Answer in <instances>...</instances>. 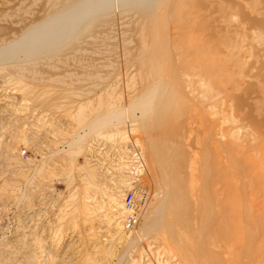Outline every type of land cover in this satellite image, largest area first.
<instances>
[{"label": "rangeland", "instance_id": "374dc122", "mask_svg": "<svg viewBox=\"0 0 264 264\" xmlns=\"http://www.w3.org/2000/svg\"><path fill=\"white\" fill-rule=\"evenodd\" d=\"M55 1L89 17L16 42ZM168 173L184 250L163 233ZM234 261L264 264V0H0V264Z\"/></svg>", "mask_w": 264, "mask_h": 264}, {"label": "bare ground", "instance_id": "6f19581e", "mask_svg": "<svg viewBox=\"0 0 264 264\" xmlns=\"http://www.w3.org/2000/svg\"><path fill=\"white\" fill-rule=\"evenodd\" d=\"M78 1V3H80V5L81 4H85L88 0H77ZM52 2V1H51ZM57 5V1H55L52 5H51V7L52 6H55V8H56V10L55 11H53V12H51V13H49L48 14V12L49 11H47V17L45 18V20H42V21H44V22H39V24L38 23H36L35 24V26H33V24H32V26L33 27H29L28 28V30L27 31H25V33L24 34H22L21 35V37H20V39H18L16 42H22L23 40H27V41H34V40H38L39 42H42V47L44 46L45 48L48 46V47H52V46H54V45H56L57 43H59L62 39H60L61 38V36H62V38L64 39L65 37H70L71 35H72V33L71 32H74V29L77 27L78 28V26H79V24L85 19V18H88L89 17V15H88V13L87 12H84V11H82V9H81V7H79V8H77V9H65V8H63V7H58V6H56ZM52 9V8H51ZM50 10V9H49ZM67 17H70L71 19H73V20H71L72 21V23L70 24V23H68L69 21L68 20H66V18ZM76 19V20H75ZM83 19V20H82ZM41 26L40 28H38L37 29V26ZM41 30H43L41 33H39ZM61 30H63V31H61ZM73 30V31H72ZM77 29H75V31H76ZM33 33V35H31ZM71 33V34H70ZM38 47V44H34V46H31L30 44H26V46H25V48H24V50H22L21 49V51H24V52H28V51H32L33 49H35V48H37ZM44 49V48H43ZM25 56V55H24ZM26 58V57H25ZM17 59H19V57L17 58ZM20 60V59H19ZM24 89V88H23ZM163 95V94H162ZM157 101V100H156ZM155 101V102H156ZM152 103H153V101H152ZM195 103V102H194ZM154 105H156V104H154ZM156 107V106H155ZM201 110V109H200ZM205 121V123H206V120H204ZM208 124V123H207ZM204 140H206V139H204ZM205 143V142H204ZM199 145V144H198ZM154 153V152H153ZM162 154V155H161ZM152 154L150 153V155H148V156H151ZM153 156H155V161H156V163L158 164L159 162H157V160L159 161V159L162 157V156H164V157H167L168 158V156H167V154L165 153V151L164 152H159V153H154L153 154ZM144 157V156H143ZM142 157V158H143ZM145 157H147L146 155H145ZM144 157V158H145ZM152 159V158H151ZM136 160V159H135ZM143 160V159H142ZM141 160V161H142ZM145 161L146 160H148V159H144ZM142 163V162H141ZM144 163H146V162H143L142 164L144 165ZM152 164H153V162H151ZM10 164H12V163H10ZM148 163H146V165H147ZM165 164H166V162H165ZM158 165H160V163L158 164ZM155 166V164H153V167ZM149 168H151V167H149ZM155 168V167H154ZM153 168V169H154ZM167 168H168V166H167ZM170 168H173V165H170L169 166V173L171 174V169ZM137 169V168H136ZM148 169V166H147V168H146V170ZM152 169V168H151ZM156 170V169H155ZM159 170V169H158ZM135 171V170H134ZM148 171H154V170H148ZM147 171V172H148ZM7 172V171H6ZM150 172H149V174H150ZM157 172V171H156ZM169 173H168V175H166V179L168 178L167 176H170L169 175ZM157 174V173H156ZM161 175V174H160ZM162 176V175H161ZM24 178V177H23ZM162 181V180H161ZM167 181V180H166ZM163 182V181H162ZM165 182V181H164ZM163 182V183H164ZM167 183V182H166ZM155 184H157V183H154V188H153V190L155 191H157V190H159V188L161 189V185H160V183H159V186L160 187H158V185H156L155 186ZM164 185H166V184H164ZM155 187H158V188H155ZM166 187H167V191L165 190V195L167 196L166 198H163V199H165V211H167V209H168V211L169 212H171V214H170V216H171V218L169 217V219H170V221L168 222V223H166V224H163V233L164 234H166V235H164L165 236V239L167 238V236H172L173 237V240L174 241H176L177 242V244L179 245V248L181 249V247L183 248V250L185 249V246L186 245H188V240L186 239V238H188V237H186V233H187V231H189L191 228H190V223L188 222V220H182V217L180 216V212L182 211V210H184V208H183V206H181V205H184V203L186 202H184V200L182 199V201L179 199V197L178 196H175V186H174V183H173V181H172V176H170L169 177V180H168V184L166 185ZM165 187V188H166ZM141 189H142V186H141ZM147 189V188H146ZM138 190H140L139 188H138ZM162 190H164V189H162ZM150 191H152V190H150ZM149 192V191H148ZM164 192V191H163ZM163 192H158V194H160L161 195V197H162V195H164L163 194ZM162 193V194H161ZM149 194H151V192L149 193ZM152 194H153V191H152ZM151 194V195H152ZM150 195V196H151ZM155 194H153V196H154ZM198 195V194H197ZM197 195H195L194 197L195 198H198V196ZM149 195H148V197L149 198H151ZM141 197V196H140ZM146 197H147V194H146ZM147 197V198H148ZM161 197H158V196H156V197H154V199H156V198H161ZM144 199V198H143ZM153 199V198H152ZM162 199V198H161ZM162 199V200H163ZM158 200V199H157ZM157 200H154V201H157ZM199 200H200V198H199ZM148 200L147 199H145L144 200V203L145 202H147ZM149 201H151L150 199H149ZM163 202V201H162ZM163 202V203H164ZM197 202H199V201H197ZM162 203V204H163ZM150 205V202L148 203L147 202V205ZM197 204V203H196ZM199 204V203H198ZM22 205V204H21ZM146 205V204H145ZM120 206H122V204L120 203L119 204V207ZM164 206V205H163ZM179 206H181L180 208H179ZM196 206H199V205H196ZM38 208V207H37ZM179 208V209H178ZM183 208V209H182ZM126 209V208H125ZM196 209H199V207H197ZM127 210V209H126ZM126 210H123L122 212L123 213H125L126 212ZM198 211V210H197ZM25 212V211H24ZM27 212V211H26ZM32 212V211H31ZM122 212H119V211H117V213L118 214H122ZM128 213V212H127ZM165 215V214H164ZM26 218V217H25ZM117 219H118V217H117ZM116 219V220H117ZM124 219H125V217H124ZM124 219H123V221H124ZM148 219V218H147ZM164 220V219H163ZM123 224V222H121V221H119L118 223H117V225L115 226V228H117L116 229V231H117V233H116V235H118L119 237H122V236H124V235H126L125 234V228H124V225H122ZM248 225V224H247ZM25 229V228H24ZM167 230V231H166ZM246 231V230H245ZM254 232V231H253ZM29 233V232H28ZM246 233H249V231L248 232H246ZM250 235L252 234V233H249ZM249 234H246V235H248L249 236ZM254 234H257V232L256 233H254ZM246 235H245V237H246ZM128 236V235H127ZM199 236V235H198ZM248 236H247V238H248ZM252 236V235H251ZM254 236V235H253ZM256 236V235H255ZM24 238V237H23ZM75 238V237H74ZM110 238V237H109ZM199 238H201V237H199ZM198 238V239H199ZM247 238H245V239H247ZM249 238L250 239H254L255 237H253V238H251L250 236H249ZM119 239H121V238H119ZM250 239H248V240H246V241H249L247 244H249L248 246L249 247H246V248H243V249H246V250H249L250 249ZM197 241V240H196ZM251 241H253V240H251ZM169 242V241H168ZM199 243V242H198ZM245 244V243H244ZM246 244V245H247ZM13 245V244H12ZM195 245H196V243H195ZM199 245V244H198ZM228 245V248H231L232 247V244L230 245V247H229V244H227ZM8 246V245H7ZM192 246V245H191ZM197 246V245H196ZM10 247V246H9ZM68 247V246H67ZM174 247V246H173ZM245 247V246H244ZM192 248H194V247H192ZM227 248V249H228ZM242 248H241V250H242ZM31 249V248H30ZM174 250H176V248H173ZM246 250H242L243 252L245 251V253L246 254H249L248 252H250V250L249 251H246ZM13 251V250H12ZM193 251H194V249H193ZM242 251H240V252H238V253H242ZM231 252V251H230ZM176 253H178L177 251H176ZM231 253H234V252H231ZM231 253H229V254H231ZM236 253V252H235ZM237 253V254H238ZM245 253H243V254H241V255H243L244 257H245ZM234 255H236V254H234ZM241 255H239V256H241ZM179 256V255H178ZM250 256V255H249ZM248 256V257H249ZM87 258L85 259V260H87V261H89L90 260V256H86ZM180 257V256H179ZM236 257H237V255H236ZM244 257H241V258H244ZM251 257V256H250ZM93 258V257H92ZM193 258H194V256H193ZM192 258V259H193ZM230 258V257H229ZM11 259V258H10ZM238 259V258H237ZM236 259V260H237ZM246 259V258H245ZM76 260V259H75ZM182 260H184V259H182ZM70 261V260H69ZM92 261V260H91ZM240 261H241V259H240ZM248 261H249V259H248ZM232 262V261H231ZM231 262H229L230 264H231ZM235 262V263H234ZM233 263L234 264H238V262H236V261H234ZM247 263V262H246ZM242 264V263H241Z\"/></svg>", "mask_w": 264, "mask_h": 264}, {"label": "built area", "instance_id": "2783aa9c", "mask_svg": "<svg viewBox=\"0 0 264 264\" xmlns=\"http://www.w3.org/2000/svg\"><path fill=\"white\" fill-rule=\"evenodd\" d=\"M139 194L136 189L129 191L124 197V206L128 213L123 221L126 230L133 229L139 223V207H140Z\"/></svg>", "mask_w": 264, "mask_h": 264}]
</instances>
